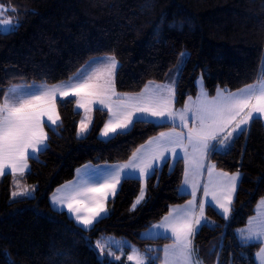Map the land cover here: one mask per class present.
I'll list each match as a JSON object with an SVG mask.
<instances>
[{"label": "trees", "instance_id": "16d2710c", "mask_svg": "<svg viewBox=\"0 0 264 264\" xmlns=\"http://www.w3.org/2000/svg\"><path fill=\"white\" fill-rule=\"evenodd\" d=\"M0 5L18 21L9 32L0 30V102L13 86L63 83L106 56L119 64L116 90L139 93L149 83H164L188 51L176 79L178 109L198 95L200 75L210 95L264 79V0H0ZM76 102L58 101L61 122L46 125L48 145L30 157L26 174L0 178V264H135L126 255L101 256L97 243L106 236L127 238L146 264H162L163 248L172 241L145 239L143 232L172 206L190 200L181 192L183 159L167 160L148 177L146 198L138 205L143 181L124 178L108 201V214L91 228L54 209L50 197L85 164L127 162L149 139L178 127L140 119L103 139L109 115L96 109L89 132L79 136L83 114ZM211 161L222 171L240 172L242 179L230 218L207 208L208 222L194 237L196 253L204 264H258L260 243L242 244L237 230L264 198L263 120L254 118L227 151L212 153Z\"/></svg>", "mask_w": 264, "mask_h": 264}, {"label": "crops", "instance_id": "0c3cea01", "mask_svg": "<svg viewBox=\"0 0 264 264\" xmlns=\"http://www.w3.org/2000/svg\"><path fill=\"white\" fill-rule=\"evenodd\" d=\"M7 26L6 32L12 30V25ZM83 69L63 83L48 85L34 82L9 89L0 102V178L6 174L23 175L30 170V157L37 156L48 145L46 125L55 127L61 122L58 112V101L61 99L75 98L76 108L82 114L85 103L90 105L94 100V112L96 109L105 110L108 119L115 116L120 121V126L110 131L114 134L128 130L140 119L172 123L178 128L152 137L127 162L88 163L80 167L74 179L52 193L50 202L54 209L66 211L79 225L89 228L108 214V201L116 195L124 178L133 177L143 181L141 194L136 201L138 205L146 198L147 186L144 185L148 177L167 160L174 162L183 159L185 174L181 192L190 195V200L172 206L160 222L143 232V237L168 238L172 241L163 248L162 264L166 247L172 246L177 252L176 259H181L187 253L197 264H204L195 250V234L208 222L209 206L230 218L242 179L240 172L218 169L211 161V155L215 151H227L234 139L249 128L254 118L264 122V79L237 91L220 89L215 95H210L203 86L197 96L189 97L185 106L178 109L175 105H164L165 98L161 93L164 83H149L139 93H119L114 82L115 74L113 81L108 83L99 77L82 76ZM106 86L112 90L110 93H107ZM195 104L198 105L196 108L191 107ZM164 111L174 114L178 122L168 120ZM120 112L126 113L124 121ZM90 128H83L81 121L79 136L86 135ZM105 130H102V134ZM107 135L108 132L101 137H112ZM229 136H232L231 140H227ZM26 193L33 196L30 190ZM253 225L264 229V198L259 200L256 214L248 224L237 230L240 240L241 233ZM245 237L248 240L251 238ZM256 239L251 238V244L258 243ZM248 240L242 241L247 244L250 243ZM140 254L139 263L146 264L147 258Z\"/></svg>", "mask_w": 264, "mask_h": 264}, {"label": "rangeland", "instance_id": "374dc122", "mask_svg": "<svg viewBox=\"0 0 264 264\" xmlns=\"http://www.w3.org/2000/svg\"><path fill=\"white\" fill-rule=\"evenodd\" d=\"M17 23L18 21L12 17V14L8 12L7 8L0 5V30L2 32H6L5 30H7L8 28L7 25H12V29H13V27L16 26ZM188 57H189L188 51H185L182 53L175 67L172 68L169 74L167 75V78L164 82V86H161L162 87L161 93L164 95V98H165L164 105L170 104L172 106L175 105L176 107H178L176 105L177 96L175 94L176 93V83L175 82H176L177 77L181 74L184 64L186 60L188 59ZM117 65H118V62L116 61L115 58L111 56L94 59V60L89 61V63L84 67V69L81 72V75L86 78L99 77L102 79V81L105 79L108 83H110L111 81H113L114 74L117 71ZM108 83L107 85H109ZM197 85L199 89H201V87L203 86L205 88L204 81L201 75L197 78ZM174 88H175V91H174ZM106 91L107 93H110L112 90H108L106 86ZM93 103H94V100H91L90 105H88L87 103H85L84 105L85 111L83 113V117L81 120L83 128H88L92 126L93 119H94V110L92 109ZM197 104L192 105L191 107L196 108L198 106ZM109 108H112V107L109 106ZM167 113L168 112L164 111V115L166 116V118H168V120H170L171 122H178V119L176 118L174 114H169V113L167 114ZM113 115H115V112L113 113ZM120 115H122L121 120L124 121L125 120L124 116H126V113L120 112ZM189 118H190V114H189ZM106 125L107 126H105L103 129V130L106 129L103 134L101 131L100 136L102 137L105 136L106 132H108V135H107L108 137L112 136L111 134H114V133H111L110 131L116 126L119 127L120 121H118L115 118V116L112 119L110 117ZM231 139H232V136H229L227 140H231ZM144 186H146V183ZM57 194H58V191H56L55 195ZM261 213H262V210H261ZM86 225L88 227L91 226L90 224H86ZM259 229L260 227L259 226L256 227V225L249 226V228H246V230H244L241 233L240 241L242 244H244V241L242 240H248L246 239L245 236L254 238V240L255 238H257L256 239L258 240L257 242L260 243L261 245L260 250L258 251L256 255L257 262L258 264H264V229L262 228L260 230ZM251 238L248 240L250 241V243H247V244H251ZM97 247L100 250L101 256L105 257L106 255H108L110 256L111 259L119 260V258H122L123 256L126 255L128 256V260L135 262L137 264H140L139 263L140 257H142L140 254V249L138 248L137 245H135L133 242H131L127 238H119L116 236H106L105 238H102L97 243ZM172 247H166L163 264H195V263L197 264L196 260L192 256H188L187 253L186 254L184 253V256L181 259H176L177 252L174 248L172 249ZM126 248H130V253L128 252L129 254L125 252Z\"/></svg>", "mask_w": 264, "mask_h": 264}]
</instances>
